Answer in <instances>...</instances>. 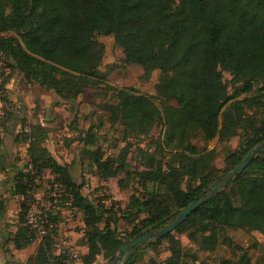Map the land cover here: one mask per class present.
<instances>
[{
    "label": "trees",
    "instance_id": "16d2710c",
    "mask_svg": "<svg viewBox=\"0 0 264 264\" xmlns=\"http://www.w3.org/2000/svg\"><path fill=\"white\" fill-rule=\"evenodd\" d=\"M97 34L112 35L127 58L140 63H157L170 45L181 44L179 73L167 78L181 107L161 108L149 94L129 87L117 90L108 119L112 126L122 127L125 141L139 140L134 151L141 169H132L128 162L132 144L107 156L94 127L81 132V151L89 155L99 183L117 179L119 191L133 183L123 198L124 208L118 203L108 207L104 200L95 202L82 193L83 184L73 179L69 164L60 163L49 150L48 126L30 122L23 136H16L17 143L26 144L27 160L11 179V193L21 199L17 229L6 243L20 250L35 241L27 223L34 203L28 191L36 177L42 180L49 171V194L81 214L77 243L87 247L80 256L83 264L94 263L100 255L108 264L130 240L160 230L183 207L207 196L264 140V0H0V52L6 70L2 73L16 72L22 82L50 91L51 106L71 103L90 84L105 82L99 73L104 48L95 40ZM224 72L231 76L228 82ZM258 107L263 109L260 117L253 115ZM3 115L0 145L9 120ZM192 126L201 130L205 142L239 135L240 148L218 168L207 151L187 146ZM144 137L150 140L142 145ZM5 168L0 152V172ZM7 207L8 200L0 195V221ZM58 215L49 211L52 221H58ZM118 221L131 226L128 241L118 235ZM225 227L256 230L264 237V149L173 231L192 228L191 240L213 248ZM52 231L17 264H64L66 256L53 252ZM172 232L146 244L154 249L174 242ZM137 247L121 264H134ZM180 259V249L171 247L170 256L158 264H179ZM221 264L252 263L242 252Z\"/></svg>",
    "mask_w": 264,
    "mask_h": 264
},
{
    "label": "rangeland",
    "instance_id": "374dc122",
    "mask_svg": "<svg viewBox=\"0 0 264 264\" xmlns=\"http://www.w3.org/2000/svg\"><path fill=\"white\" fill-rule=\"evenodd\" d=\"M95 40L104 48L99 73L105 82L90 84L71 103H64L57 107L51 106L54 99L50 91L36 85H29L22 80L17 84L16 79L10 87H6V83L10 81L11 77L15 75L14 78H17L20 74L13 71L10 75L0 73V108L4 113L3 116L9 118L7 131L1 133L2 146H0V152L6 160L5 171L0 173L2 182L0 195L8 200V207L2 219L7 235L0 238V264H17L22 257L25 260L39 243L35 240L24 251L15 250L12 243H6L10 234L9 229H13L11 227L18 223L17 213L21 199L18 195H12L11 179L16 170L22 167L27 160L26 144L16 143L15 138L23 136L28 123L43 122L51 129L47 145L58 157L60 163L70 164L73 179L83 184L82 193L85 196L95 202L104 200L108 207H111L113 203H118L121 208H124L123 198L132 191L133 183L129 182L121 191H119L117 179L104 184L99 183L93 175L89 155L81 151V132H85L90 126L94 127L99 136L101 150L107 156L118 154L127 142L132 144L128 162L132 169H141L134 151L137 137L125 141L122 127L120 125L112 126L108 119L109 107L117 101L115 98L117 90L129 87L136 93L147 91V94L154 97L156 105L161 108L181 107L180 102L172 97L167 84L169 76L179 73L176 61L183 52L181 44L170 45L160 57L161 59L152 64L140 63L127 58L122 49L115 44L112 35L97 34ZM7 76L10 77L6 78ZM223 78L228 82L231 76L224 72ZM229 90L231 91L230 88ZM247 112L250 113L251 110ZM253 115L262 116L263 109L258 107L253 110ZM24 125L25 129H23ZM240 130L241 128H238V132ZM158 131L159 129L154 132L155 135L158 134ZM142 139V145L150 140L147 137ZM185 142L189 148L194 147L196 152L207 151L206 153L212 157L218 168L224 167V158L228 154L240 148L239 135L221 140L216 137L212 141L205 142L202 132L197 126L190 127ZM49 178L48 171H45L43 179L39 180L35 188V191L37 190L35 206L38 209L48 206L51 208L50 202L46 198L51 195L49 194L51 191L48 192L49 183L47 180ZM64 211L67 212V217L63 218L58 215V227L51 233L54 243L53 252L66 256L64 264H83L80 260L81 249L75 247L76 241L80 238L79 235L82 234L80 232L81 214L70 206H66ZM100 226H103V223ZM115 227L123 241L130 239L128 232L131 230V226L126 225L123 221H118ZM192 230V228L183 232L175 230L172 232L175 238L174 242L165 241L154 249L146 244L148 241L137 245L138 247L134 251V264L161 263L170 256L171 247L181 251L179 264H221L224 259H237L242 252L249 255L252 264H262L264 237L256 230L225 227L219 231L220 235L214 242L213 248H203V244L191 240L188 234ZM106 262L107 260L100 255L92 264H106Z\"/></svg>",
    "mask_w": 264,
    "mask_h": 264
},
{
    "label": "water",
    "instance_id": "95a60500",
    "mask_svg": "<svg viewBox=\"0 0 264 264\" xmlns=\"http://www.w3.org/2000/svg\"><path fill=\"white\" fill-rule=\"evenodd\" d=\"M264 149V140L260 142L251 152H249L243 159L240 164H237L229 173L223 178L221 182L217 184V186L213 187L209 194L205 197H202L198 200H195L189 203L187 206L183 207L175 218L169 222L167 225L162 227L160 230L155 232H150L147 234H141L138 237L130 240L126 244H124L115 257L108 264H121L124 260L126 254L131 251L137 245L153 240L155 238H161L166 234L172 232L178 225L183 223L186 218L201 205L204 201H206L209 197H212L215 193L219 192L223 189L228 181L238 172H241L252 160L253 158L259 154Z\"/></svg>",
    "mask_w": 264,
    "mask_h": 264
},
{
    "label": "built area",
    "instance_id": "2783aa9c",
    "mask_svg": "<svg viewBox=\"0 0 264 264\" xmlns=\"http://www.w3.org/2000/svg\"><path fill=\"white\" fill-rule=\"evenodd\" d=\"M5 72V62L3 59V55L0 52V73L1 72ZM3 114V112L1 111L0 108V115ZM39 183V178L36 177L34 179V183L31 187V189L28 191L29 194H31L34 198V203L31 205L30 209L28 210L27 213V223L30 226L31 232L32 234H34V238L37 242H40L42 240V238L48 233L49 230H54L55 228L58 227V221H52L49 217V211L54 210V213H59L61 217L65 218L66 213L64 211V208L66 206H70L69 202H61L55 193H51V197L54 198L53 202L50 203V207H46L43 209H38L36 208L35 204H36V199H35V195L37 193V190L35 191V188L37 186V184ZM48 192L50 191V185L48 186ZM71 208V206H70ZM66 259V258H65ZM65 259L63 260V262L65 263Z\"/></svg>",
    "mask_w": 264,
    "mask_h": 264
},
{
    "label": "crops",
    "instance_id": "0c3cea01",
    "mask_svg": "<svg viewBox=\"0 0 264 264\" xmlns=\"http://www.w3.org/2000/svg\"><path fill=\"white\" fill-rule=\"evenodd\" d=\"M15 76V75H14ZM14 76L13 77H11V79H10V81L6 84V87H10L11 85H12V83H13V81H15L16 79V82H17V84L22 80V77L21 76H17V78H14ZM149 93H151L150 91H148ZM143 93H146L147 94V91L146 92H143ZM42 124L43 125H45L46 123H43L42 122ZM47 125V124H46ZM15 140H16V138H15ZM16 142V141H15ZM17 143V142H16ZM20 144V143H19ZM0 146H2V145H0ZM48 146V145H47ZM48 148H49V146H48ZM49 150L51 151V149L49 148ZM51 153L54 155V153H53V151H51ZM55 156V155H54ZM56 157V159L58 160V157L57 156H55ZM69 164V163H68ZM70 165V164H69ZM1 173V172H0ZM48 173H49V171H48ZM49 175H50V173H49ZM51 176V175H50ZM0 181H1V178H0ZM2 187V186H1ZM0 187V188H1ZM6 222H7V220H6ZM15 223H17L16 221H15ZM11 228H13V229H9V231H10V234H13L15 231H16V229H17V225H15V226H12ZM12 232V233H11ZM7 233V231H6V229H5V224H4V222H2V221H0V238H3L4 236H5V234ZM7 235V234H6ZM10 236V235H9ZM79 237H81V235H79ZM75 247L76 248H79V249H81V255H84L85 253H86V251H87V247L85 246V245H79L78 243H77V241H76V244H75ZM26 248H24V249H20L21 251H24ZM15 250H17V249H15ZM19 250V251H20ZM19 257H21V256H19ZM22 261H24V259H23V257L22 258H20V260H19V262H22Z\"/></svg>",
    "mask_w": 264,
    "mask_h": 264
}]
</instances>
